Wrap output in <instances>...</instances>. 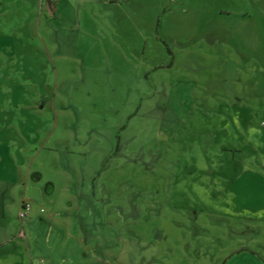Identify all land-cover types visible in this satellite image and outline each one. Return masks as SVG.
<instances>
[{"label":"rangeland","instance_id":"rangeland-1","mask_svg":"<svg viewBox=\"0 0 264 264\" xmlns=\"http://www.w3.org/2000/svg\"><path fill=\"white\" fill-rule=\"evenodd\" d=\"M117 1L38 29L0 0V198L35 215L15 253L264 264V0Z\"/></svg>","mask_w":264,"mask_h":264},{"label":"crops","instance_id":"crops-1","mask_svg":"<svg viewBox=\"0 0 264 264\" xmlns=\"http://www.w3.org/2000/svg\"><path fill=\"white\" fill-rule=\"evenodd\" d=\"M12 3L18 2L19 0H9ZM24 1H31V0H24ZM65 2L67 4V7L73 8L72 11H69V16L64 15L62 13L63 17H67L69 19L73 18V22L75 23L74 19L78 18V12L75 8V1L80 0H33L35 2L34 5H32L33 9L37 6V9L41 12L40 15H38L37 21H36V27L40 29L41 24L45 23L46 18L48 21L53 18L57 19L58 11L60 10L56 3L59 2ZM117 0H113V3H117ZM38 4V5H37ZM74 5V6H73ZM23 7V5H21ZM66 7V8H67ZM96 7V6H95ZM92 8V15H97L99 13L100 7L98 8ZM24 8V7H23ZM45 8V9H44ZM67 9H63L62 12ZM47 12L44 17V12ZM34 25V26H35ZM75 25V24H74ZM70 27H67L65 29H69ZM71 29V28H70ZM40 32V30H38ZM1 194V193H0ZM14 202V203H13ZM28 202L24 197H17L15 200L12 197H3L0 198V264H33L34 260L32 255L30 256V253L28 251L27 244L25 245V250H20V253L17 252L18 246H20L21 239L24 238L25 241H28L27 236H25V233L23 231H18L17 221L13 219V215L15 214L18 218L19 217V211L21 209L22 203ZM13 205H15V209H13ZM40 209H44L41 207ZM39 213H44L40 212ZM35 215H33L32 212L29 213V215L26 217L27 219L31 220ZM22 221V218H20ZM20 239V240H19ZM16 254H19L16 256ZM102 256L96 255V257ZM41 264H43V260L39 259ZM52 264V263H51ZM101 264L102 261H101Z\"/></svg>","mask_w":264,"mask_h":264},{"label":"built area","instance_id":"built-area-1","mask_svg":"<svg viewBox=\"0 0 264 264\" xmlns=\"http://www.w3.org/2000/svg\"><path fill=\"white\" fill-rule=\"evenodd\" d=\"M31 209H32L31 204L28 202H24L19 211V217L20 218L27 217L31 212ZM40 212H44V209H40Z\"/></svg>","mask_w":264,"mask_h":264},{"label":"trees","instance_id":"trees-1","mask_svg":"<svg viewBox=\"0 0 264 264\" xmlns=\"http://www.w3.org/2000/svg\"><path fill=\"white\" fill-rule=\"evenodd\" d=\"M29 203V202H28ZM23 204V203H22Z\"/></svg>","mask_w":264,"mask_h":264}]
</instances>
